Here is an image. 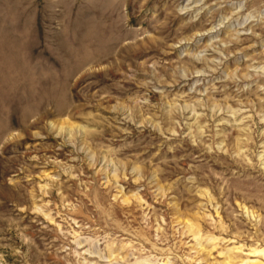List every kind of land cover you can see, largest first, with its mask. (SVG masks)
I'll return each instance as SVG.
<instances>
[{"label":"rangeland","instance_id":"1","mask_svg":"<svg viewBox=\"0 0 264 264\" xmlns=\"http://www.w3.org/2000/svg\"><path fill=\"white\" fill-rule=\"evenodd\" d=\"M0 264H264V0H0Z\"/></svg>","mask_w":264,"mask_h":264}]
</instances>
